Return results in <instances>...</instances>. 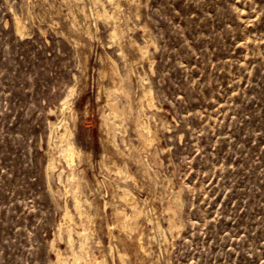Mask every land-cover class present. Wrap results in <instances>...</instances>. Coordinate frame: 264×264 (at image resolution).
Wrapping results in <instances>:
<instances>
[{
    "label": "rangeland",
    "instance_id": "obj_1",
    "mask_svg": "<svg viewBox=\"0 0 264 264\" xmlns=\"http://www.w3.org/2000/svg\"><path fill=\"white\" fill-rule=\"evenodd\" d=\"M113 107L121 127L108 133ZM62 119L82 153L83 216L51 135ZM125 187L143 215L113 229L132 212ZM60 224L91 226L82 251ZM74 252L264 264V0H0V264H73Z\"/></svg>",
    "mask_w": 264,
    "mask_h": 264
},
{
    "label": "bare ground",
    "instance_id": "obj_2",
    "mask_svg": "<svg viewBox=\"0 0 264 264\" xmlns=\"http://www.w3.org/2000/svg\"><path fill=\"white\" fill-rule=\"evenodd\" d=\"M116 10V9H115ZM114 12V11H113ZM116 12V11H115ZM98 17H105L109 18V19H113L116 16L115 15H108L107 11L104 9L102 12L99 11L97 13ZM117 18V17H116ZM19 21V20H18ZM17 21V27H18V31H20L22 33V23ZM113 21V20H112ZM115 24V23H114ZM120 34L119 28L118 26H115L114 29L111 32V38L116 40L118 38ZM120 38V37H119ZM141 52L143 54L147 53V50L145 49H141ZM146 58V57H145ZM141 59V58H140ZM148 92V91H147ZM75 95V88H71L68 95L66 96V98L64 99L62 106H63V110L66 108H69V111L74 112V109L72 107H68V104L70 102V98L72 96ZM144 97V96H143ZM146 101V100H145ZM148 102V101H147ZM153 102V101H152ZM151 102V103H152ZM146 103V102H145ZM150 104V103H149ZM153 104V103H152ZM154 105V104H153ZM148 107V106H147ZM152 109V108H151ZM63 115V114H62ZM122 115V114H121ZM120 116V114L118 113V111L116 110L115 107L111 108V111L106 113L104 112L101 116V120H102V126L106 127V129L109 131L108 133H110V131L116 133V131L121 127V124L118 123V117ZM140 116V115H139ZM121 117V116H120ZM145 117H143L144 119ZM69 122L65 121L64 119H62L59 122H52L50 123L51 125V135L55 140V145L59 148V152L60 155L66 160V163L68 165V167L70 168V173L68 174V192H72L74 195V205L76 210L79 212L80 216L84 215V212L81 210L82 208V201L78 195V193H80V186H81V181H80V176L77 175L74 172L73 166L75 164V162L77 161V159L79 160V158L81 157V151L77 149V147L75 146V143L73 141V131L70 129L71 127H69L70 125ZM60 128L61 131H60ZM135 129V128H134ZM136 129L139 132V134L141 135L143 140H146V142L148 144H151L153 141V129L150 125L149 120H146V118L144 120H139L138 122H136ZM116 136V135H115ZM155 137V136H154ZM142 140V141H143ZM155 141V140H154ZM146 145V144H145ZM153 145V144H152ZM150 146V145H149ZM148 147V146H147ZM53 159V158H52ZM128 165V164H127ZM121 166H119L117 168V173L121 176H127L128 175V170H126V168H120ZM55 168V162L53 160L50 161L49 165H48V169L49 170H54ZM113 171V170H112ZM60 175V174H59ZM130 176V175H129ZM125 179V178H124ZM125 181V180H124ZM66 182V183H67ZM124 202L127 201L129 207L131 208L132 212L129 214L126 212L125 209L123 210H117V221L116 224L114 225V227L112 226L113 229H115L116 226H119L121 228H125L126 226H130L132 224L135 225V223L138 221V219H141V216L143 215V209L138 207V203H136L134 201L135 197L134 194L127 188H124ZM126 200V201H125ZM87 202V200H85ZM127 206V204H126ZM141 206V205H140ZM68 208H66L65 210H67ZM116 212V211H115ZM71 213V212H70ZM68 211L65 212V216L63 217L65 219V224H66V218L70 217V214ZM116 215V214H115ZM86 216H89L86 214ZM66 217V218H65ZM88 220V219H87ZM90 220V218H89ZM92 220V218H91ZM89 223V222H88ZM87 223V224H88ZM138 223V222H137ZM136 223V225H137ZM159 223V222H158ZM64 224V223H63ZM86 224V225H87ZM91 224V223H90ZM139 225V224H138ZM133 227V226H132ZM131 227V230H132ZM135 227V226H134ZM129 228V227H128ZM135 229L137 230L138 228L135 227ZM158 229H162V226L160 224H158ZM92 230L91 226H83L82 231H78L76 232L74 230V228L71 225H68L67 227H63L61 224L58 228L59 231V236L62 237V235H64V233H66L67 238H68V243L71 245L72 242V238H73V234L76 232V234L78 236H80V238H82V242L80 243V251H82L85 247V244L88 240V234L89 232ZM128 230V229H127ZM135 230V231H136ZM121 233V232H120ZM58 235V234H57ZM64 237V236H63ZM65 238V237H64ZM57 239V237H56ZM52 242V241H51ZM55 242V241H54ZM56 243V242H55ZM139 244V243H138ZM142 245V244H141ZM53 246V245H52ZM143 248V245L141 246ZM113 248H111L112 250ZM62 253H60V251L57 249V256H58V261L60 262V256ZM119 258L123 259L124 255L122 253H118ZM74 262L73 264H80V261L83 259V261L85 262V264H92L91 262V257L90 255H83L81 253H75L74 252ZM93 260L95 261V263L97 264H106V259L105 257L99 261L98 258L93 257Z\"/></svg>",
    "mask_w": 264,
    "mask_h": 264
}]
</instances>
